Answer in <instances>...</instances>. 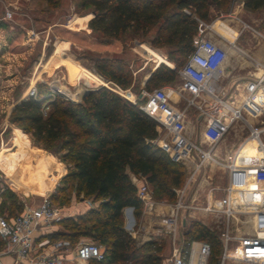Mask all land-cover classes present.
<instances>
[{"label": "rangeland", "instance_id": "374dc122", "mask_svg": "<svg viewBox=\"0 0 264 264\" xmlns=\"http://www.w3.org/2000/svg\"><path fill=\"white\" fill-rule=\"evenodd\" d=\"M237 2H233L227 11L210 7L209 20L205 21L216 24L221 20L231 19L227 27L234 31L233 36H226L217 30L215 25L206 30L205 36L227 49L225 72L231 71L234 79H242L248 76L250 71L257 69L253 64L254 52L260 50L264 53L262 47L264 45V11L245 9L240 2V4ZM27 6L26 0H0V161L3 163V179L9 186L10 195L14 196L22 205L24 202L37 204L43 197L54 194L56 205L63 210V214H69L64 216L70 217L76 222L78 216L84 215L89 208L96 207L98 201H93L91 198H75L71 194L72 189L68 186L64 187L62 192L59 191L63 188L59 179L66 172L65 165L58 160L57 156L46 151L39 143L34 142L22 128L10 121L9 114L13 105L22 95L24 97L21 99L30 96L31 88H34L36 93L38 82L47 86L52 96L60 95L75 102L79 101L81 99L80 89H85L87 92L90 87L85 82L74 78V66L80 61L87 69H90V64L93 62L91 57L97 53L123 57L133 78L132 84L126 89L117 88L112 82L106 80L104 81L106 85H102L129 101L136 99L141 103L145 101L146 93L156 88L153 87L149 90L145 88L147 74L164 62L158 61L161 60L160 58L157 60L156 57H151L154 48L152 49L150 46L147 36L151 37L155 33V29L150 30L148 35L143 38L133 35L129 31L109 47L94 46L96 39L90 35H84L82 32L79 34L80 41L76 42L59 34V28L62 26L79 30L76 28L81 25V20L84 18L78 16L91 14L90 7L81 5L79 0H59L55 6L44 8ZM6 11L11 12L9 20L3 19ZM72 18H75L73 19L74 23L71 24L74 27H70L68 24ZM26 29H31L39 35L33 45L22 44ZM19 36L20 45L24 46L25 50L21 53L7 51L10 40ZM68 40L72 44L69 47L72 54H70V59L64 61L63 57L58 54L62 53L64 46L67 48ZM155 49L166 57L165 49ZM154 61L160 63L156 65ZM41 69H44V72L31 86V82L38 76ZM85 73L86 78L90 77L91 80H94L88 72ZM230 79L228 74L223 81L224 84L227 85ZM180 85L181 78L176 72L174 81L157 86L165 91L170 103L183 113V138L181 137L182 140L178 146L180 150L178 154L170 152L171 145L172 147L174 145L172 134L164 128L158 127V130L161 136L165 135L163 137L169 143L168 155L180 162L184 170V181L178 194L181 190L185 192L186 210L183 213L186 225L192 220L200 223L205 221L206 226L219 237L222 243L218 261L213 262L207 257L204 264H259L254 260L264 261V253L256 248L254 250L253 241L264 239V197L261 184L253 181L252 170L263 158L264 146L262 142L259 143L256 139L248 138L252 122L250 114H262L259 111L260 106H245L242 111L243 119L231 124L216 147L210 149L203 136L205 117L196 106L189 105L188 101L191 98L180 90ZM127 93H131L132 96L129 98ZM50 110L51 104L47 102L43 111L46 114ZM243 143L247 144L242 146L240 151L248 150L251 153L243 157L238 155L240 168H237V173L231 182V173L225 165L228 157L218 153L217 149L219 147L224 149L225 145H235L236 149ZM203 151H210L211 156L218 162L211 158H205L202 154ZM51 159H54L56 164L49 171L47 163ZM14 164L19 172V176L15 174L13 177L17 182H13L11 176L8 175ZM35 180L37 182L39 180L42 184L48 183L49 189L42 195L34 192L31 187ZM229 185H233L234 188L231 204L233 212L228 219L224 215H220L219 219L215 221L211 214L206 215L203 212L202 207L207 204L209 196L212 200L225 197ZM11 196L8 200L11 199ZM146 196L148 200L154 201L150 185ZM73 199L74 202H72ZM75 202L82 204L83 207L76 209L73 206ZM226 220L230 238L225 245L222 235ZM81 241L101 244L90 235L80 236L78 242ZM101 245L103 246V244ZM250 247L257 253L256 255L249 252ZM260 253L262 254L259 256ZM224 254L226 256L223 259Z\"/></svg>", "mask_w": 264, "mask_h": 264}, {"label": "trees", "instance_id": "16d2710c", "mask_svg": "<svg viewBox=\"0 0 264 264\" xmlns=\"http://www.w3.org/2000/svg\"><path fill=\"white\" fill-rule=\"evenodd\" d=\"M235 1L245 9L264 11V0H79L91 9L85 26L90 32L62 26L59 34L76 42L80 41L82 32L96 39L94 46L109 47L129 31L143 38L155 29L147 39L152 47L165 49L174 67L164 63L156 66L145 82L149 90L175 80L176 70L193 49L197 19L207 21L210 7L227 11ZM58 2L28 0V6L44 8ZM6 50L23 52L20 36L12 38ZM91 58L95 70L105 80L122 89L130 87L133 78L123 57L97 53ZM36 89L35 96L20 99L13 105L10 121L65 165L66 172L59 179L63 187L60 192L68 186L73 197L98 201L96 207L78 216L76 222L64 217L56 223L60 226L58 230L42 237L50 241L67 240L73 246L80 236H93L103 244L104 258L90 260L89 264H162L161 250L153 242L136 245L134 236L124 228L122 213L125 207H132L138 220L143 209L130 173L145 179L158 202H175L177 190L183 185L182 164L155 142L157 122L138 108V100L134 104L103 85L89 89L76 102L50 95L49 88L40 82ZM47 102L51 110L45 114L43 108ZM9 196L7 186L0 214L7 211V216L12 217L22 204L14 196L8 200ZM48 198L55 202L54 194ZM184 241L186 244L206 241L210 245L208 258L218 261L222 243L204 224L190 221Z\"/></svg>", "mask_w": 264, "mask_h": 264}, {"label": "built area", "instance_id": "2783aa9c", "mask_svg": "<svg viewBox=\"0 0 264 264\" xmlns=\"http://www.w3.org/2000/svg\"><path fill=\"white\" fill-rule=\"evenodd\" d=\"M3 19H11V12L6 11ZM197 22V32L192 42L193 49L176 72L181 78L180 90L187 93L191 98L188 101L189 105L196 106L205 117L203 136L210 149H212L223 138L233 122L243 119L242 111L245 106H260L259 111L262 114L264 113V106L255 102L252 98L253 92L264 84V65L258 69L260 70L258 76L247 81L245 85L246 94L240 102L236 105L233 104V101L228 102L225 99L227 93L222 85L227 49L205 36L206 30L212 28V23L200 19H197ZM38 37L39 35L33 30L26 29L22 44L33 45ZM116 87L118 88V86ZM34 90V88L29 90L31 96L36 94ZM130 102L136 104L137 100L133 99ZM138 108L153 118L158 127L164 128L172 134L174 145L173 147L171 145L170 152L178 154L180 152L178 146H180V140H182L183 113L170 103L165 91L161 88H154L147 92L145 101L138 103ZM262 130L261 127L251 125L248 139H256L261 143ZM202 154L205 158H211L218 162L211 156L210 151H203ZM203 161L204 159L201 160V164ZM225 165L231 173L232 182L234 175L240 168L236 160V154L229 156ZM252 178L253 181L261 184L264 197V157L253 168ZM6 188L7 184L3 180L0 169V205ZM233 189V185H229L225 197L210 203L207 202L202 207L203 212L211 214L215 221L219 219L220 215H224L228 219L233 212V206L231 205ZM178 190L172 215L164 218V222L168 225L172 224L175 211L185 207L183 201L185 192L181 190L178 194ZM148 191V183H143L137 187V195L143 202L148 200L146 196ZM63 217H65L63 210L52 203L48 197H43L37 204L24 202L21 210L12 217H8L7 214H0V260L1 256L6 253L12 254V264H88L90 260H102L104 258L103 246L95 242L81 241L72 246L67 240L63 239L50 241L43 238L36 240L35 233L37 231L45 226L56 224ZM223 228L222 240L226 245L230 238L227 220ZM253 247L254 250L259 249L260 252L264 253V239L253 241ZM254 250L251 247L249 248V252L256 255L257 253ZM68 251L72 253V258L67 256ZM194 253V248H191L187 264H193ZM196 254L205 260L210 254V245L207 242H200ZM225 256L224 254L223 259ZM256 261L259 264L264 263L259 259L254 260V262ZM171 264H185L179 252L175 251L173 253Z\"/></svg>", "mask_w": 264, "mask_h": 264}, {"label": "crops", "instance_id": "0c3cea01", "mask_svg": "<svg viewBox=\"0 0 264 264\" xmlns=\"http://www.w3.org/2000/svg\"><path fill=\"white\" fill-rule=\"evenodd\" d=\"M237 3L240 4L239 2H237ZM27 5H28V3H27V0H26V6ZM90 15H83L82 17H84L85 20L82 19L81 20V25L78 26L76 29H84L87 32H90V30L88 28H85V26L87 25V20H88ZM73 19H75V18H72L71 21H69V23H68L70 27H74V26H71V24L74 23ZM230 20L231 19H229V20H221V21H219V22H217L216 24H213V25H215V28L217 30H220L221 32H223L226 36L231 37V36H233L234 31L230 30L227 27V24L229 23ZM71 46H72V44L68 40L67 48L64 46L62 53L59 54L60 56L63 57L64 61L67 60V59H70V56H71L70 54H72V53H71V50L69 49V47H71ZM262 47L264 49V45ZM153 48L154 47H152V49ZM159 55L161 57H159ZM254 55H255V59H254V63L253 64L256 65L257 69H254L253 71H250L248 76H246L245 78L234 79V75L231 73V71L225 72V70L223 68L222 85H223L224 90L227 93V96L225 97V99H227L228 102L233 101V104H235V105L238 102H240V100L243 98L244 94H246L245 85H246L247 81L255 78L256 76H258L260 74V70H258V69L262 65H264V53L259 50L257 52H254ZM152 56L159 57L161 60H158L159 58H156L158 61L164 62L169 67H172V64L166 59L164 54L157 52L155 48L153 49L151 57ZM225 61H226V59H225ZM160 62L154 61V63L156 65L158 63H160ZM42 72H44V69H41L38 72L39 74L31 82V86L34 84L35 80L39 77V75ZM85 72H88L94 78V80H91L90 77H89V79L86 78V76H85L86 73ZM150 72L147 74L146 77L149 76ZM228 74L231 77V79H230V81H228V83L226 85V84H224L223 81H224L225 77H227ZM74 78L76 80H78V81L85 82L87 85H89L88 86V87H90L89 89H91V87H97V86H100L102 84L106 85V83L104 82L105 79L100 74H98V72L95 70V68L93 66V62L90 64V69H87L82 63H80V61H78L77 64H75V66H74ZM92 81H96V82H92ZM108 82H110V81H108ZM80 90L78 88V91H80L81 97H82V94L84 93L85 89L82 90V88H81ZM127 95H128L129 98H130V96H132L131 93H127ZM23 97H24V95H22V97H20V99L23 98ZM252 98H253V100L255 102H257V103H259V104L264 106V84L260 85L253 92ZM250 116H251L250 119L252 121L251 125L252 126H258V127H261L263 129L262 133H261V142H262V145L264 146V113L263 114H255V115H251L250 114ZM236 122L237 121L233 122L232 125L234 123H236ZM163 136H165V135L163 134ZM163 136H161V134H160V132L158 130V137L156 138L155 142L159 146L163 147L167 152H169V150H170L169 149V143H168V141H166V138L163 137ZM28 142H29V140H28ZM246 144L247 143H243V145H240L236 149H235V145H233V146L225 145L224 149L219 147L220 149L218 148L217 152L220 153V154H224L227 157L236 154V160L239 163V157H238L237 154L240 151L241 147L246 145ZM216 145L213 148H215ZM223 150H224V152H223ZM212 154H214V153H212ZM263 157H264V153H263ZM262 159L263 158H261L260 161ZM2 164H3L2 161H0V167L3 169ZM55 164H56V162H55L54 159H51V160L48 161L47 165H48L49 171L55 166ZM18 173H19L18 172V168L14 164L12 166L11 170H10V173L8 174V175L11 176V180L13 182H17V180L14 179L13 177H14L15 174H18ZM18 176H19V174H18ZM130 178H131V180L133 181V183L137 187L140 186L143 183H147L144 178H138V177L134 176L131 173H130ZM4 182H5V180H4ZM5 183H7V182H5ZM47 186H48V183L42 184L39 180H38V182H37V180H35V183L33 182L31 188H32V190L34 192L40 193L42 195L44 192H46V190L49 189V187L47 188ZM219 199H221V198H219ZM219 199H215V200H219ZM74 201L75 200L73 199L72 202H74ZM183 201H185L184 195H183ZM212 201H214V200H212L211 197L209 196L207 198L206 202L210 203ZM174 203L175 202L169 203V202H164V201L163 202H158V201H155V200L154 201L147 200L146 202H143L142 213H141V215H140L138 220H136L134 215H133L132 207H125L123 209V211H122L123 219H124V228H125V230H127L129 233H131L134 236L135 241H136V245L138 247L143 246L144 244H146L148 242H153L156 247L160 248V250H161L160 254L163 257L162 264H171V258H172V255H173V253L175 251L179 252L182 255V257H183V259L185 261V264H187L188 255H189L190 249L194 248V250L196 251V249L198 247V244L201 241H191L190 243H187V244L184 241V232H185V228H186V219H185L183 211L186 210L185 202H184L185 207L179 208V209H177L175 211V213L173 215L174 217H173V221H172L171 225H168V224H166L164 222V218L172 215ZM73 206L76 209L77 208L81 209V207H83L82 204L76 203V202H75V205H73ZM75 208H74V210H75ZM3 213L6 214L7 212L4 211ZM205 214L209 215L208 213H205ZM64 215H69V214L66 213ZM202 224H204L206 226L205 221ZM59 228H60V226L58 224H52V225H48V226H45V227L41 228V230H39V231H37L35 233L36 234V240L46 238V236H44V237H42V236L44 234L52 233V232L58 230ZM0 247H1V243H0ZM67 256L69 258H72V253L70 251H68ZM196 257H197V255H196ZM196 257L194 256L193 263H197L198 262V259ZM12 261H13L12 254L6 253V254H3L1 256L0 263L1 264H12Z\"/></svg>", "mask_w": 264, "mask_h": 264}, {"label": "bare ground", "instance_id": "6f19581e", "mask_svg": "<svg viewBox=\"0 0 264 264\" xmlns=\"http://www.w3.org/2000/svg\"><path fill=\"white\" fill-rule=\"evenodd\" d=\"M55 51V50H54ZM232 51V50H231ZM54 54V53H53ZM57 54V53H56ZM55 54V55H56ZM54 55V56H55ZM59 55V54H58ZM58 57V56H57ZM52 59V58H51ZM226 62V61H225ZM251 152L250 151H248V150H246V151H239V153L237 154V155H239L240 157H243V156H248L249 154H250ZM0 169L1 170H3L1 167H0ZM47 188H48V186H47ZM254 190V189H253ZM195 251V250H194ZM196 251H195V253L193 254V259H194V256L196 257ZM197 259H198V262L197 263H193V264H204V260H203V258L201 257V256H199V255H197V257H196ZM236 258V257H235ZM196 259V260H197ZM237 260V259H236ZM192 262H193V260H192Z\"/></svg>", "mask_w": 264, "mask_h": 264}, {"label": "water", "instance_id": "95a60500", "mask_svg": "<svg viewBox=\"0 0 264 264\" xmlns=\"http://www.w3.org/2000/svg\"><path fill=\"white\" fill-rule=\"evenodd\" d=\"M84 93H85V91H84ZM84 93H83V94H84ZM83 94H82V95H83Z\"/></svg>", "mask_w": 264, "mask_h": 264}]
</instances>
